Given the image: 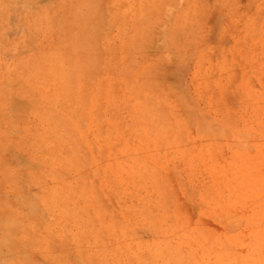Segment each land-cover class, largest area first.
Here are the masks:
<instances>
[{
    "label": "rangeland",
    "instance_id": "374dc122",
    "mask_svg": "<svg viewBox=\"0 0 264 264\" xmlns=\"http://www.w3.org/2000/svg\"><path fill=\"white\" fill-rule=\"evenodd\" d=\"M0 264H264V0H0Z\"/></svg>",
    "mask_w": 264,
    "mask_h": 264
}]
</instances>
